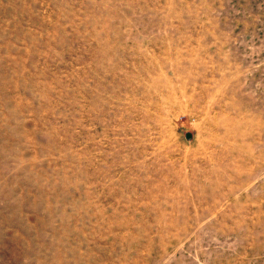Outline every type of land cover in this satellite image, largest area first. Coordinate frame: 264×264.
Masks as SVG:
<instances>
[{
  "label": "rangeland",
  "instance_id": "374dc122",
  "mask_svg": "<svg viewBox=\"0 0 264 264\" xmlns=\"http://www.w3.org/2000/svg\"><path fill=\"white\" fill-rule=\"evenodd\" d=\"M0 264H264V0H0Z\"/></svg>",
  "mask_w": 264,
  "mask_h": 264
},
{
  "label": "clouds",
  "instance_id": "9594fccd",
  "mask_svg": "<svg viewBox=\"0 0 264 264\" xmlns=\"http://www.w3.org/2000/svg\"><path fill=\"white\" fill-rule=\"evenodd\" d=\"M195 123V122H194Z\"/></svg>",
  "mask_w": 264,
  "mask_h": 264
}]
</instances>
